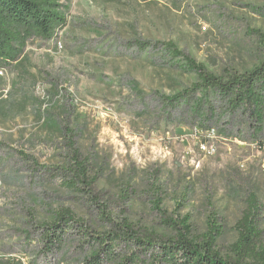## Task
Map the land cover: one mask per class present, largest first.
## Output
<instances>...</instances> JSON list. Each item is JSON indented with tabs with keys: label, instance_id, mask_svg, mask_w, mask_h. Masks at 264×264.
Returning <instances> with one entry per match:
<instances>
[{
	"label": "rangeland",
	"instance_id": "1",
	"mask_svg": "<svg viewBox=\"0 0 264 264\" xmlns=\"http://www.w3.org/2000/svg\"><path fill=\"white\" fill-rule=\"evenodd\" d=\"M60 2L66 27L31 41L17 68L15 91L30 95H0V264H80V230L102 236L127 221L171 237L164 217L186 219L198 243L214 223V251L230 257L251 195L264 247V131L225 128L227 118L197 131L163 100L196 76L133 46L171 42L214 75L249 71L264 61V0ZM75 155L95 179L88 189L64 185ZM64 209L77 224L45 253L42 236Z\"/></svg>",
	"mask_w": 264,
	"mask_h": 264
},
{
	"label": "trees",
	"instance_id": "2",
	"mask_svg": "<svg viewBox=\"0 0 264 264\" xmlns=\"http://www.w3.org/2000/svg\"><path fill=\"white\" fill-rule=\"evenodd\" d=\"M68 7L60 0H0V67L8 68L24 57L33 40L49 42L67 25ZM139 51L161 49L172 67L196 76L188 89L163 98L170 109L184 111L197 131L209 130L222 119L225 128L244 124L257 137L264 131V61L249 71H227L221 76L206 70L202 64L179 51L171 42L135 41ZM238 119V120H237ZM68 134V133H66ZM70 176L64 185L88 189L95 181L75 155L64 166ZM158 208V207H157ZM262 207L250 196L234 228L237 240L229 247L230 257H221L214 247L221 230L211 223L199 243L192 237L187 220L174 221L164 217L161 222L171 237L141 233L127 221L110 223L111 230L102 236L80 230L81 251H89L80 264H264V247L260 246L259 223ZM77 224L72 213L64 209L55 214L43 234L44 252L59 251L67 230Z\"/></svg>",
	"mask_w": 264,
	"mask_h": 264
},
{
	"label": "crops",
	"instance_id": "3",
	"mask_svg": "<svg viewBox=\"0 0 264 264\" xmlns=\"http://www.w3.org/2000/svg\"><path fill=\"white\" fill-rule=\"evenodd\" d=\"M21 64H23V65L27 64V62L25 61V53H24V57L22 59H20L19 61H17L15 64L11 65L10 67H8L10 75L11 76L15 75V77H16L15 82L12 79V82L9 84L8 78L7 79L6 78H0V95H30V94H28V91L27 92L24 91L23 93H17L15 91L17 88L18 80L21 77L20 73L17 71V68ZM24 73L28 74L27 71H24ZM30 85L31 84H28L27 88H29ZM1 90L6 91V94H1V92H2Z\"/></svg>",
	"mask_w": 264,
	"mask_h": 264
},
{
	"label": "built area",
	"instance_id": "4",
	"mask_svg": "<svg viewBox=\"0 0 264 264\" xmlns=\"http://www.w3.org/2000/svg\"><path fill=\"white\" fill-rule=\"evenodd\" d=\"M7 77H8V68L0 67V78L7 79ZM2 94H6V91H2Z\"/></svg>",
	"mask_w": 264,
	"mask_h": 264
}]
</instances>
